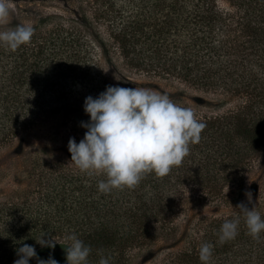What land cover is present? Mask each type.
Listing matches in <instances>:
<instances>
[{
  "label": "trees",
  "instance_id": "obj_1",
  "mask_svg": "<svg viewBox=\"0 0 264 264\" xmlns=\"http://www.w3.org/2000/svg\"><path fill=\"white\" fill-rule=\"evenodd\" d=\"M228 2L78 0L76 17L47 14L30 43L14 52L0 46V153L39 131L47 136L27 154L24 184L0 195V264H14L22 243L43 248L35 238L44 233L59 246L75 233L91 248L89 264L102 256L131 264L149 252L154 264H202L204 242L214 246L210 264H264V232L253 239L238 208L255 204L264 218V177H246L264 152V0ZM138 76L211 93L217 110L173 99L206 124L200 142L169 175L104 194L98 181L106 177L81 173L69 150L51 148L83 139L87 96L136 87ZM194 209L184 242L155 251L159 240L176 239ZM235 217L238 235L220 244V226Z\"/></svg>",
  "mask_w": 264,
  "mask_h": 264
},
{
  "label": "clouds",
  "instance_id": "obj_2",
  "mask_svg": "<svg viewBox=\"0 0 264 264\" xmlns=\"http://www.w3.org/2000/svg\"><path fill=\"white\" fill-rule=\"evenodd\" d=\"M14 11L13 0H0V46L13 52L30 43L35 32L30 21L8 27ZM84 110L90 120L81 122V126L87 131L79 143L70 138L68 150L71 162L81 173L106 177L98 181V190L104 194L113 189H134L147 174L160 178L169 175L190 154V146L200 142L206 127L191 107L177 104L166 93L138 86L108 85L98 97L85 98ZM245 194L252 203V193ZM238 208L249 235L259 240L264 218L255 204L249 208L242 202ZM239 224V217L225 219L219 229V243L235 239ZM35 240L41 247L53 249L57 242L61 244L51 233ZM64 240L70 241L64 247L66 264H89L90 246L75 233L65 235ZM213 247L209 242L199 246L202 264H210ZM16 254L19 258L14 264H29L34 257L37 264H59L51 255L47 260L39 258L36 248L27 243H22ZM99 264H109V259L102 256Z\"/></svg>",
  "mask_w": 264,
  "mask_h": 264
},
{
  "label": "rangeland",
  "instance_id": "obj_3",
  "mask_svg": "<svg viewBox=\"0 0 264 264\" xmlns=\"http://www.w3.org/2000/svg\"><path fill=\"white\" fill-rule=\"evenodd\" d=\"M221 7L228 8L230 4L228 0H218ZM15 11L12 14L11 24L20 21H30L33 25L38 20L52 13L62 14L65 17H76L79 14L78 0H13ZM9 24L8 26H10ZM121 62V59H120ZM134 83L138 87L148 88L162 93H166L171 99L184 98L190 103H198L202 105L201 113H205V109L217 110L215 105L217 101L214 100L213 94H204L186 89L184 84L178 80L169 81L168 79H149L145 77H136ZM241 101H239L240 103ZM232 104L238 103L237 100ZM231 105V104H230ZM211 111V112H213ZM47 136L44 131L35 133L34 136L28 137L24 140H16L8 149H4L0 155V195L10 193L15 188L24 184V168L25 160L29 150L38 145L47 143ZM65 144V145H64ZM52 152L65 153L68 150V143L59 142L58 145H53ZM69 152V151H68ZM247 181L255 180L259 182L264 177V152L261 158L255 162L254 166L246 169ZM202 212L207 213V209ZM200 211L197 209L191 210L188 217L183 221L181 230L174 240H159L154 246L155 251L164 250L169 247L177 248L185 240L193 219ZM68 246L56 245L55 248L43 247L36 250L39 258L47 260L51 255L59 264L66 262V250ZM153 252L145 253L143 256H136L133 258L131 264H154L157 261H151ZM142 255V253H141ZM35 258V257H34ZM37 261V259L35 258Z\"/></svg>",
  "mask_w": 264,
  "mask_h": 264
}]
</instances>
